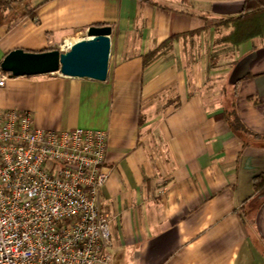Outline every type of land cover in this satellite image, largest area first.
<instances>
[{
    "label": "crops",
    "instance_id": "obj_1",
    "mask_svg": "<svg viewBox=\"0 0 264 264\" xmlns=\"http://www.w3.org/2000/svg\"><path fill=\"white\" fill-rule=\"evenodd\" d=\"M245 1L30 0L16 23L22 12L1 15L0 62L112 26L105 81L53 72L0 87V107L36 127L107 132L110 264H264V33L223 39Z\"/></svg>",
    "mask_w": 264,
    "mask_h": 264
},
{
    "label": "built area",
    "instance_id": "obj_2",
    "mask_svg": "<svg viewBox=\"0 0 264 264\" xmlns=\"http://www.w3.org/2000/svg\"><path fill=\"white\" fill-rule=\"evenodd\" d=\"M10 77L0 68V87ZM107 141L102 129L40 128L31 111L0 107V264H110Z\"/></svg>",
    "mask_w": 264,
    "mask_h": 264
},
{
    "label": "water",
    "instance_id": "obj_3",
    "mask_svg": "<svg viewBox=\"0 0 264 264\" xmlns=\"http://www.w3.org/2000/svg\"><path fill=\"white\" fill-rule=\"evenodd\" d=\"M111 33V25H91L85 35L73 41L66 50L15 48L3 57L0 68L11 76L60 72L70 77L105 81L109 69Z\"/></svg>",
    "mask_w": 264,
    "mask_h": 264
},
{
    "label": "trees",
    "instance_id": "obj_4",
    "mask_svg": "<svg viewBox=\"0 0 264 264\" xmlns=\"http://www.w3.org/2000/svg\"><path fill=\"white\" fill-rule=\"evenodd\" d=\"M23 0H0V17L7 11H12L15 5ZM38 5H32L27 3L25 10L21 15L12 22L16 23L21 17L34 12ZM226 26L232 27V30L223 37L225 42L239 43L253 35L264 33V0H246L242 13L230 19L224 21ZM95 25H106L102 23H96ZM169 43V39H166L158 47L148 51L145 55V63L147 64L154 56H156L160 50ZM49 49H53L50 47ZM48 50V49H47ZM254 190L255 194L264 196V172L254 176Z\"/></svg>",
    "mask_w": 264,
    "mask_h": 264
},
{
    "label": "rangeland",
    "instance_id": "obj_5",
    "mask_svg": "<svg viewBox=\"0 0 264 264\" xmlns=\"http://www.w3.org/2000/svg\"><path fill=\"white\" fill-rule=\"evenodd\" d=\"M30 0H23V1H20L18 2L15 7L13 8V10L11 11V17L13 16H17L19 15L23 10H25L26 6H27V3L29 2ZM82 37L84 35H75L74 37Z\"/></svg>",
    "mask_w": 264,
    "mask_h": 264
},
{
    "label": "bare ground",
    "instance_id": "obj_6",
    "mask_svg": "<svg viewBox=\"0 0 264 264\" xmlns=\"http://www.w3.org/2000/svg\"><path fill=\"white\" fill-rule=\"evenodd\" d=\"M73 41H75V40H70V39H68V40L66 41V45H70L71 43H73Z\"/></svg>",
    "mask_w": 264,
    "mask_h": 264
}]
</instances>
